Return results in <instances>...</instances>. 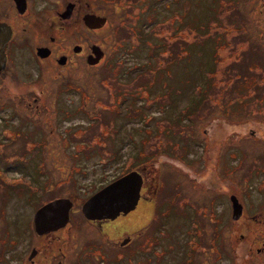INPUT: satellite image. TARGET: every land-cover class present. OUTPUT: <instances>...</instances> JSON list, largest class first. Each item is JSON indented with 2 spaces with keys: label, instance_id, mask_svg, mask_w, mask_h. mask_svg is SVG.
<instances>
[{
  "label": "rangeland",
  "instance_id": "374dc122",
  "mask_svg": "<svg viewBox=\"0 0 264 264\" xmlns=\"http://www.w3.org/2000/svg\"><path fill=\"white\" fill-rule=\"evenodd\" d=\"M87 1L108 20L81 42L98 44L105 52L96 66L86 65L81 56L71 59L64 69L69 78L64 90L76 109L69 123L79 125L71 132L70 143L65 148L49 147L50 157L40 151L25 152L24 147L12 155L24 162L45 156L46 174L27 176L26 171H35L28 163H14L8 172L1 169L7 175L0 171V180L13 185L8 191L27 201L26 207L11 203L7 224L0 222V234L17 235L0 240V264H9L13 252L30 245L33 237L25 235L29 210L57 193L52 185L57 177L73 180L70 187L80 201L100 184L142 166L151 181L136 207L111 221L112 230L106 227V232L80 224L78 230L70 231L74 247L80 244L77 238L94 235L108 253L109 237L128 231L134 239L118 253V264H144L143 260L174 264L181 248V264H193L189 255L194 253L185 249L196 240L197 264H232L236 256L240 264H264V0ZM64 35L66 43L78 41L67 28ZM134 47L135 53L143 50L146 54L139 53L145 61L136 67L130 64L135 59L127 54ZM29 58L35 62L31 53L26 55ZM181 61L196 71L198 77L192 82L183 80L185 70L177 66ZM163 69L182 74L185 91L176 106V99L171 100L174 109L165 107L169 101L163 81L169 75L163 76ZM41 81L40 86L56 90L50 77ZM4 82L17 85L4 80L6 89ZM145 83L156 86L150 91ZM17 86L16 90L26 89ZM244 94L248 96L244 104L237 103L236 98L241 101ZM195 95L199 104L193 103ZM180 108L181 122L177 123L175 113ZM207 185L211 189H205ZM228 191L239 197L247 215L253 217L229 222ZM159 210L164 211L161 216ZM156 217L167 223L161 232L150 222ZM200 231L207 238L211 235L213 253L207 238L201 242L196 237L191 244Z\"/></svg>",
  "mask_w": 264,
  "mask_h": 264
},
{
  "label": "flooded vegetation",
  "instance_id": "af4514ba",
  "mask_svg": "<svg viewBox=\"0 0 264 264\" xmlns=\"http://www.w3.org/2000/svg\"><path fill=\"white\" fill-rule=\"evenodd\" d=\"M69 3L70 6L67 7ZM47 11L51 12L47 13ZM88 12L105 15L101 12L99 13L92 10L90 2L87 0H0V21L6 22L11 28L10 37L5 48L6 62L0 72V131L2 133L0 138V144L2 146L0 155L3 157V159H0V171L4 170L8 172L7 169H10L14 163L21 166H26L25 163H28L27 166H29L30 169H35V171H26L25 174L27 176L31 174L34 177H43L44 174H46V171L43 170L45 168L43 165L46 160L45 156H42L39 160H28L24 162L22 159L13 158V153L18 152L21 147H24L26 150L25 152L40 151L43 155L48 156L47 152L49 147L59 148L62 146L65 148L71 141V132L79 127V125H72L69 123L70 113L73 114L76 109L75 106H73L75 102H72V99L66 94L68 91L64 90V87L69 85V78L66 75L68 71H64V69L71 59L73 60V58H76L80 60L81 56L85 57L87 61L86 65L88 66H96L101 61V58H99L98 61L89 62V59L93 61V57H95V54L92 52L93 43L85 45L81 42V40L85 39L88 32L102 28L105 25L97 28L88 26L84 19L85 14ZM52 17H54V19H52ZM66 28L69 30L71 37L78 39V41L71 43L65 42L66 36L64 34ZM53 30L54 33H52ZM63 48L68 50V52L63 51ZM30 53L33 55L35 62L30 58V60L26 59V55L29 57ZM61 56L65 57L62 63L59 62ZM180 68H182L181 63ZM188 68H190V66H188ZM13 72L15 74H13ZM18 72L22 74L19 75L17 74ZM46 77H50V80L56 84V90L55 87L50 85L46 87L44 85L40 86L41 80ZM170 77L172 78L170 81L172 83H169L167 86L164 84L167 88L169 101L165 104V107L169 106V108L174 109L178 97H180L185 90L182 89L181 86L182 74L179 73L178 75L177 72L174 71L171 72ZM4 80L20 85L19 87L26 86V89L16 90L15 88H18L17 85H10L8 83L6 85V82H4L7 86L6 89L2 83ZM56 80L58 81L56 82ZM207 87L208 86L205 85L206 89ZM244 87L248 89L245 85ZM74 94H77L75 98L77 100L78 91L74 92ZM244 95L246 97L241 99V103L243 104L244 99L248 98L247 94ZM195 96L193 103L199 104V96ZM172 99H176L174 101L175 106L171 104ZM68 104L70 106H67ZM193 106L194 105L191 104L189 105V107ZM180 110L181 108L175 113V121L177 123L181 122L180 118L182 114ZM80 122H83V120H80ZM206 129L207 128H204V130ZM261 130V127H259L258 131ZM64 155L63 153V157ZM37 156H39V153ZM59 157L62 158L61 156ZM170 160L174 164H179L177 159ZM6 164L10 166L5 167ZM254 164V167L258 168V161ZM145 171L146 169L142 172L143 183L141 187V196L137 204L140 198L144 197L142 191L150 187L149 182L151 180L145 177ZM3 175H7V173L3 172ZM67 179V177H57L55 182L52 183L57 193L35 204L33 209L29 210L30 217L25 235L29 233L33 238L28 248L11 254L10 261L12 262L9 264H118V253L132 244L134 235L128 231H124L121 233V236H115L113 239L109 237L108 247L110 252L108 253L106 252L107 250L97 242L94 235L84 239L81 238L80 240L77 238L76 240H78L80 244L74 247L73 241H71L70 231L78 230L80 224H85L91 229L93 227H97L98 229L104 228L106 232V227L108 230H112V227L109 226V224L112 223L111 221L117 219L120 215H128L132 209L127 213H120L112 219H88L81 210L82 202L90 194L109 181L100 184L97 189H92L87 196H82L83 198L77 201L76 191L75 189L71 190L70 187V184L74 185V182L71 179ZM76 181H78L77 176ZM225 182L226 181H224V184ZM10 184L12 183L0 180V186L3 188V192L0 195V222H5L6 224L7 210L12 209L10 206L11 203L18 202L22 206H27V201L24 197H17L15 194L8 191L7 188L13 186ZM43 184L47 186L46 180H43ZM78 184H80V182H78ZM207 187L208 188L205 189H211L209 185H207ZM158 191L159 193L161 192L159 188ZM231 194L235 193H231L230 191L225 192V200L228 202L227 206H230L229 210L228 207L226 210L231 213V217L228 218L229 222L234 224L244 216L253 217V214L247 215L249 212L245 210L244 203L236 194L235 195L242 204V211L238 218L234 219L232 217ZM58 197H69L73 200L68 221L57 229L45 233L36 232L33 224V215L36 209L47 202V200L49 201ZM155 197L156 191L152 199ZM183 203L185 204L186 201ZM163 212V210H159L160 216ZM150 222L156 227L155 231L159 229V232L167 226L165 225L167 223L164 222L161 217L151 219ZM7 235L6 237V235L0 234V240L4 241L7 238L11 239L17 236H13L8 232ZM73 235L75 237L76 232ZM196 237H198L201 242L203 238H207L204 234L201 235L200 231L198 236L192 237L193 240L191 244H194L197 239ZM210 238L211 235L206 240L209 242L208 248L211 247L210 250L213 253V242L212 245H210ZM197 244L198 240H196L194 246L187 245L185 249V252L189 250V252L194 253V255H189V258H194L195 262L193 264L199 262L198 258L195 257V250H198L196 247ZM98 245L101 246L98 247ZM223 248L225 250L224 242ZM259 250V247H257V251ZM171 253L173 260L175 253ZM181 253L182 248L177 251L178 258H174V264H181ZM143 262L144 264H148V262L144 260ZM201 264H206V262H202ZM232 264H240V260Z\"/></svg>",
  "mask_w": 264,
  "mask_h": 264
},
{
  "label": "water",
  "instance_id": "95a60500",
  "mask_svg": "<svg viewBox=\"0 0 264 264\" xmlns=\"http://www.w3.org/2000/svg\"><path fill=\"white\" fill-rule=\"evenodd\" d=\"M70 6V3L67 7ZM85 22L90 27H100L106 22V16L88 12L84 16ZM11 28L3 21H0V72L6 62L5 48L10 37ZM43 49V48H42ZM92 52L95 57L89 62L98 61L103 55V50L98 44L92 45ZM64 56L59 58L62 63ZM143 177L140 170L132 169L90 194L81 204V210L88 219L115 218L120 213H127L133 209L140 197ZM232 217L240 216L242 204L235 194H231ZM73 201L69 197L54 198L40 207L33 215L34 229L38 233H45L64 225L69 218L70 208Z\"/></svg>",
  "mask_w": 264,
  "mask_h": 264
},
{
  "label": "trees",
  "instance_id": "16d2710c",
  "mask_svg": "<svg viewBox=\"0 0 264 264\" xmlns=\"http://www.w3.org/2000/svg\"><path fill=\"white\" fill-rule=\"evenodd\" d=\"M141 42V41H140ZM134 50H135V47L132 49H130V51L129 52H127V54L129 55V59H135V61H132V60H130V64L131 65H133V66H138V65H140V64H142V62L143 61H145V60H143V61H141V56H140V54L143 56V57H145V52L142 50V51H138L137 53H135L134 52ZM140 53V54H139ZM181 63V66H182V69L183 70H185V73H184V75H183V80L184 81H189V82H192L193 80H195L198 76H194L195 74H196V71L195 72H193V70H192V65H190V68H188V65H185V66H183V61H181L180 62ZM180 63L179 64H177V66L178 67H180ZM150 66H151V64L146 68V69H148V68H150ZM175 66H176V64H175ZM129 68L130 69H133L132 68V66H129ZM145 69V70H146ZM163 76H165V77H167V75H169L166 79H165V81H163L164 82V84H166V86L169 84V83H172V82H170V74H171V72H169L168 73V71L166 70V69H163ZM202 77H203V75H202ZM204 77H205V75H204ZM207 78L209 79V77L207 76ZM158 80L159 79H157V81L155 82V83H157L158 82ZM206 83L208 84V81H206ZM149 86V90L150 91H152V89L156 86V85H148V84H146L145 83V86ZM236 101H237V103H241V101H239L237 98H236ZM236 101H234V103L236 102ZM147 125V124H146ZM140 164V163H139ZM126 172V171H125ZM120 175V174H119ZM119 175H117L116 177H118ZM116 177H114V178H116ZM113 178V179H114ZM112 180V179H111ZM110 181V180H109ZM108 182V181H107ZM106 183V182H105ZM236 259L237 260H239V257L238 256H236Z\"/></svg>",
  "mask_w": 264,
  "mask_h": 264
},
{
  "label": "bare ground",
  "instance_id": "6f19581e",
  "mask_svg": "<svg viewBox=\"0 0 264 264\" xmlns=\"http://www.w3.org/2000/svg\"><path fill=\"white\" fill-rule=\"evenodd\" d=\"M48 201V200H47ZM85 220V219H84ZM94 221V220H93Z\"/></svg>",
  "mask_w": 264,
  "mask_h": 264
}]
</instances>
